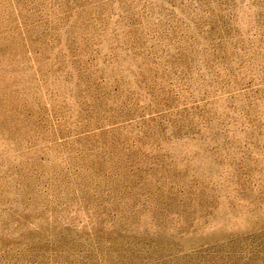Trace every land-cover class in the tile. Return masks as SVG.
Returning <instances> with one entry per match:
<instances>
[{"label": "rangeland", "instance_id": "374dc122", "mask_svg": "<svg viewBox=\"0 0 264 264\" xmlns=\"http://www.w3.org/2000/svg\"><path fill=\"white\" fill-rule=\"evenodd\" d=\"M0 264H264V0H0Z\"/></svg>", "mask_w": 264, "mask_h": 264}]
</instances>
